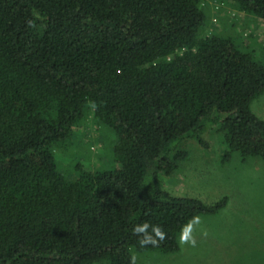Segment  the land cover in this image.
<instances>
[{
    "label": "trees",
    "instance_id": "obj_1",
    "mask_svg": "<svg viewBox=\"0 0 264 264\" xmlns=\"http://www.w3.org/2000/svg\"><path fill=\"white\" fill-rule=\"evenodd\" d=\"M206 1L0 0V264L177 251L185 224L227 203L160 182L188 144L208 147L206 132L224 160L264 165V120L250 108L264 92V50L202 35ZM213 1L264 21V0ZM88 123L110 135L107 164L66 172L56 152Z\"/></svg>",
    "mask_w": 264,
    "mask_h": 264
},
{
    "label": "rangeland",
    "instance_id": "obj_2",
    "mask_svg": "<svg viewBox=\"0 0 264 264\" xmlns=\"http://www.w3.org/2000/svg\"><path fill=\"white\" fill-rule=\"evenodd\" d=\"M202 35L232 36L237 43L253 39L264 50V21L237 12L225 3L207 0ZM251 111L264 120V92L252 100ZM105 129L85 124L78 137L56 152L66 172L75 162L84 167L107 164L109 141ZM208 147L188 144L190 154L174 173L161 175L163 189L179 197L196 198L205 204L227 197L226 205L212 215H200L194 225L195 244L181 243L172 253L133 252L138 264H264V165L255 158L233 154L223 159L225 147L215 133L206 132ZM111 147V145H110Z\"/></svg>",
    "mask_w": 264,
    "mask_h": 264
},
{
    "label": "clouds",
    "instance_id": "obj_3",
    "mask_svg": "<svg viewBox=\"0 0 264 264\" xmlns=\"http://www.w3.org/2000/svg\"><path fill=\"white\" fill-rule=\"evenodd\" d=\"M199 218L198 217H193L187 224H185L182 228H181V235H180V242L184 243V242H188L190 244H195L194 239H192V231H193V227L194 225L199 224ZM137 232H142L144 231L143 228H137L136 229ZM157 235L160 236V238H163V233L160 232L159 230H157ZM147 242H152L155 243V241H142V243H147ZM133 259V264H134V257Z\"/></svg>",
    "mask_w": 264,
    "mask_h": 264
}]
</instances>
